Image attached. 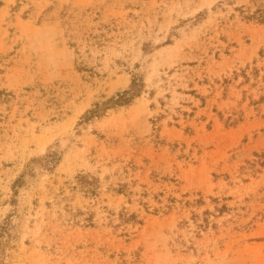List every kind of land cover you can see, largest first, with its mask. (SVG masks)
Wrapping results in <instances>:
<instances>
[{"label":"rangeland","instance_id":"rangeland-1","mask_svg":"<svg viewBox=\"0 0 264 264\" xmlns=\"http://www.w3.org/2000/svg\"><path fill=\"white\" fill-rule=\"evenodd\" d=\"M259 12L264 0H0L6 264H264ZM135 73L134 103L85 120Z\"/></svg>","mask_w":264,"mask_h":264},{"label":"trees","instance_id":"trees-1","mask_svg":"<svg viewBox=\"0 0 264 264\" xmlns=\"http://www.w3.org/2000/svg\"><path fill=\"white\" fill-rule=\"evenodd\" d=\"M258 14H260L257 15L259 17L255 18H258V20L264 22V15L261 14V12ZM144 88L145 82L143 77L135 73L133 75L132 83L128 89L108 98L101 103H98L94 109L89 110L85 114V120L89 121L103 117L108 109L116 106L131 105L142 94ZM14 227L15 225L13 220L10 217H7L0 223V264H6V260L9 257L7 251L12 246V242L15 239V237L12 235V230Z\"/></svg>","mask_w":264,"mask_h":264}]
</instances>
